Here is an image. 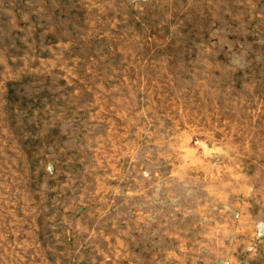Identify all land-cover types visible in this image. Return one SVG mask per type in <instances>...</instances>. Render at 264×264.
<instances>
[{
    "label": "rangeland",
    "instance_id": "obj_1",
    "mask_svg": "<svg viewBox=\"0 0 264 264\" xmlns=\"http://www.w3.org/2000/svg\"><path fill=\"white\" fill-rule=\"evenodd\" d=\"M0 264H264V0H0Z\"/></svg>",
    "mask_w": 264,
    "mask_h": 264
}]
</instances>
